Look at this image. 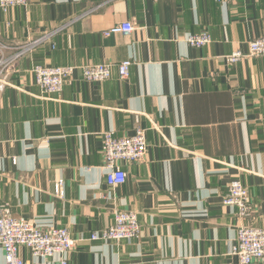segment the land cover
<instances>
[{
    "label": "crops",
    "instance_id": "obj_1",
    "mask_svg": "<svg viewBox=\"0 0 264 264\" xmlns=\"http://www.w3.org/2000/svg\"><path fill=\"white\" fill-rule=\"evenodd\" d=\"M123 23L130 34L103 35ZM62 27L0 76V206L42 229H66L75 241L67 264H238L237 230L264 228V57H224L264 37V0H30L0 10V59ZM202 32L209 44L186 43ZM125 60V79L113 68L108 80L88 82L75 70L47 97L32 74ZM137 128L144 158L122 164L125 182L112 188L101 134ZM233 180L246 188V218L223 204ZM117 211L137 215L138 238L91 241ZM19 256L59 259L26 248Z\"/></svg>",
    "mask_w": 264,
    "mask_h": 264
},
{
    "label": "built area",
    "instance_id": "obj_2",
    "mask_svg": "<svg viewBox=\"0 0 264 264\" xmlns=\"http://www.w3.org/2000/svg\"><path fill=\"white\" fill-rule=\"evenodd\" d=\"M217 3H227L235 0H214ZM30 0H0V10L7 11L14 7H26ZM62 28L44 33L26 44L14 48V53L9 57L0 59V76L6 67L25 54H29L38 46L45 43L52 35ZM133 27L123 23L103 32L105 37L113 34H130ZM186 43L194 48H201L211 42L208 32L190 35ZM264 57V37L248 43L247 52H233L224 57L228 64H235L242 59ZM131 62L125 60L116 66L100 64L94 66L78 67H52L35 66L32 74L36 85L45 97L59 94L65 79L79 70L84 80L88 82H103L111 77L113 68L120 79L129 75ZM0 80V90H2ZM102 137L103 168L106 171L105 179L108 186L115 188L125 182V172L122 164L136 163L143 160L146 152L145 130L137 128L132 136L117 138L105 132ZM63 183L58 181L54 185V193L63 196ZM225 206L235 207L237 215L246 218L251 213L246 188L237 180L229 183L226 196L223 198ZM140 226L137 215L133 212L117 211L113 215L112 224L98 233L90 236L91 241H131L138 238ZM75 245L69 232L64 228L42 229L31 222L13 218L7 206H0V249L3 251L5 264H29L19 256V249L26 248L34 258L48 261L54 256H59L58 264H67L65 255ZM230 253L238 260V264L264 263V228L242 226L237 230L236 242ZM45 264V263H44Z\"/></svg>",
    "mask_w": 264,
    "mask_h": 264
}]
</instances>
